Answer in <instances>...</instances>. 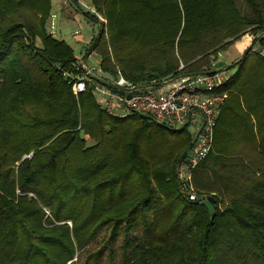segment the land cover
I'll use <instances>...</instances> for the list:
<instances>
[{"label": "trees", "instance_id": "obj_1", "mask_svg": "<svg viewBox=\"0 0 264 264\" xmlns=\"http://www.w3.org/2000/svg\"><path fill=\"white\" fill-rule=\"evenodd\" d=\"M242 1L250 14L235 0H91L107 31L79 13L101 26L88 55L113 71L111 49L138 81L181 62L198 74L256 34L264 0ZM52 10L0 0V264H264V56L247 49L222 89L213 150L195 173L216 204L188 202L175 176L187 130L76 96L64 73L77 58L49 34Z\"/></svg>", "mask_w": 264, "mask_h": 264}, {"label": "built area", "instance_id": "obj_2", "mask_svg": "<svg viewBox=\"0 0 264 264\" xmlns=\"http://www.w3.org/2000/svg\"><path fill=\"white\" fill-rule=\"evenodd\" d=\"M74 2L104 21L95 7L82 0H64L63 5ZM56 18V14L51 15L52 35L56 34ZM245 37L252 40V52L264 56V28L256 34L247 32ZM91 55L98 56L97 53ZM222 56L223 52H219L198 74H187V66L181 62L177 71L169 75L133 81L127 79L115 63L113 71H108L102 64L90 67L81 58L64 75L76 96L90 90L99 108L111 117L139 116L170 131L191 129L190 147L178 161L175 176L182 197L200 204L208 201L195 184V173L213 150L217 121L229 98V93L222 89L231 79L230 67L227 68L226 60H220Z\"/></svg>", "mask_w": 264, "mask_h": 264}, {"label": "rangeland", "instance_id": "obj_3", "mask_svg": "<svg viewBox=\"0 0 264 264\" xmlns=\"http://www.w3.org/2000/svg\"><path fill=\"white\" fill-rule=\"evenodd\" d=\"M236 1V3H237V5H238V7L242 10V12L243 13H245V14H250V10H249V8L245 5V3L242 1V0H235ZM82 2L83 3H86L88 6H91V7H95L93 4H92V2H91V0H82ZM70 5V7H73L74 6V8H76V12H79V10H81V11H83V12H86V13H89L90 15H93V16H96L99 20H100V22L103 24V26L105 27V30L107 31V20L105 19V17L102 15V14H100L98 11H97V13L104 19V21H102L101 20V18L100 17H98L96 14H93L89 9H87V8H85L84 6H82V5H80V3H78V2H74V3H72V4H69ZM73 5V6H72ZM62 8V7H61ZM96 8V7H95ZM63 10H65L66 8H62ZM55 14V13H54ZM80 15L83 17L82 19H83V23H84V25L86 24L88 27H89V25H90V28H91V26H92V29L91 30H93L94 28V26L95 25H93L92 23H90V22H88L86 19H85V17L80 13ZM51 19V18H50ZM50 19L48 20V23H47V28H48V30H49V34L50 35H52L51 34V23H52V21H50ZM57 20V19H56ZM55 24H56V26H57V33H56V35H52L53 37H55V38H57V39H59V40H63V41H65L71 48H72V50H73V52H74V56L79 60V59H81V58H83V59H85L86 60V63H87V65L88 66H99L101 63H102V58H101V56L100 55H98V56H94V55H88V50H89V47H90V44L88 45V43H85V42H80V43H77L76 42V38L74 37V34L72 35V33L74 32L73 31V29H74V27H73V24H71L70 22H68L67 20H65L63 17H59L58 18V20H57V23H56V21H55ZM85 25V26H86ZM86 26V27H87ZM97 26H99V30H100V24L99 25H97ZM89 28V29H90ZM262 28H264V27H262ZM261 28V29H262ZM88 29V28H87ZM89 29H88V34L90 35L91 34V32L89 31ZM252 29L253 28H250V29H247L246 31H244L241 35V38L240 39H238V40H236L235 42H233L229 47H228V49L227 50H225V51H222L223 52V56H222V58L220 59L221 61H223L224 62V60H226V62H227V68L228 67H230V69H229V71H228V74L229 75H231V77H232V75L233 74H235V72H236V70H237V67L236 66H233V65H235L238 61H239V59H241V57L244 55V53L247 51V49L251 46V44H252V40L251 39H249V38H246L245 37V34L248 32V33H251V34H253L252 33ZM99 30H98V28H96L95 29V32H99ZM260 30V29H259ZM98 34V33H97ZM37 45L39 46V47H42V43H41V41L38 39L37 40ZM109 52H110V55H111V60H112V62H113V64H114V58H113V55H112V51H111V49H109ZM239 53V54H241V57L237 60V57H235L234 58V60L236 59L237 61L236 62H232L231 60H230V56L232 55V56H234V54L235 53ZM263 55H264V53H263ZM216 58V55H214L213 57H212V60H214ZM187 132H188V134L190 135L191 134V129H188L187 130ZM85 139H86V141H87V144L89 145V146H91V145H93L94 144V142H93V140H91L90 139V137L89 136H85ZM199 190V192L202 194V195H205L203 192H201V190L200 189H198ZM210 197H213V196H211V195H209ZM208 197V196H207ZM205 203H208V202H205ZM212 206V205H211ZM220 207L223 209V206L222 205H220Z\"/></svg>", "mask_w": 264, "mask_h": 264}, {"label": "crops", "instance_id": "obj_4", "mask_svg": "<svg viewBox=\"0 0 264 264\" xmlns=\"http://www.w3.org/2000/svg\"><path fill=\"white\" fill-rule=\"evenodd\" d=\"M63 1L64 0H52V3H53L52 12L57 15L56 19L58 20V18L61 16L65 20H67L68 22L73 24V27H74L73 31L74 32L72 33V35L74 34V37L76 38V42L80 43L82 41V42L88 43V45H89L91 43L92 39L97 35L98 32H95V29L98 28V30H99V26L95 25L93 27L94 28L93 30H91L92 26L90 28V25L88 27L85 24L87 26L86 27L84 25V23H83V19H82L83 17L80 15L79 12H76V8H74L73 5H72L73 7H70V5L64 6L63 5ZM61 7L62 8L64 7L66 9L63 10ZM57 20H56V23H57ZM87 28L88 29L90 28L89 29V31L91 32L90 35L88 34V29ZM77 31H80V33L78 35L75 34ZM56 33H57V31H56ZM230 57H231L230 60L232 62H236L241 57V54L236 52L234 54V56L231 55ZM235 57H237V60L236 59L234 60ZM239 61H240V59H239Z\"/></svg>", "mask_w": 264, "mask_h": 264}, {"label": "water", "instance_id": "obj_5", "mask_svg": "<svg viewBox=\"0 0 264 264\" xmlns=\"http://www.w3.org/2000/svg\"><path fill=\"white\" fill-rule=\"evenodd\" d=\"M248 49H251V47H249ZM233 66H234V65H233ZM29 157H31V156H29ZM206 200H207L209 203L216 204V200H215V198H213V197L208 196V197L206 198ZM215 216H216V213L213 214V218H212V219H214Z\"/></svg>", "mask_w": 264, "mask_h": 264}]
</instances>
